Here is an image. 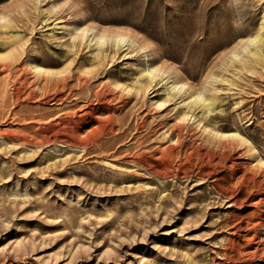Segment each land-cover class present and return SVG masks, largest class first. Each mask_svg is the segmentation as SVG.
I'll list each match as a JSON object with an SVG mask.
<instances>
[{"label":"rangeland","instance_id":"rangeland-1","mask_svg":"<svg viewBox=\"0 0 264 264\" xmlns=\"http://www.w3.org/2000/svg\"><path fill=\"white\" fill-rule=\"evenodd\" d=\"M262 27L264 0H0V264H264Z\"/></svg>","mask_w":264,"mask_h":264},{"label":"bare ground","instance_id":"bare-ground-1","mask_svg":"<svg viewBox=\"0 0 264 264\" xmlns=\"http://www.w3.org/2000/svg\"><path fill=\"white\" fill-rule=\"evenodd\" d=\"M150 9V8H149ZM149 14H150V12H148ZM152 13V12H151ZM261 30H264V27H262V29ZM10 35H11V33H10ZM11 38V37H10ZM15 38V37H14ZM21 39V38H20ZM14 41V40H13ZM19 42V41H18ZM252 43H256V44H258V46H257V48L258 49H260L261 48V46H259V44L261 43L262 44V41H261V38L260 37H257L256 39H254V40H252L251 41ZM25 44V43H24ZM23 44V45H24ZM260 44V45H261ZM20 45L21 44H19V47H20ZM263 46H264V44H263ZM22 47V46H21ZM15 50V49H14ZM16 50H18V49H16ZM26 50V49H25ZM243 52V51H242ZM14 56H16L15 55V53L13 54ZM13 55H12V57H13ZM104 57L103 58H98V59H95V61L96 62H98L99 64H100V67H101V70L100 71H102V69H103V67H105V61H104V58H105V55H103ZM251 56L252 57H254L255 59H260V55L258 54V52L257 51H255L254 53H252L251 52ZM11 57V56H10ZM11 57V58H12ZM238 58H239V56H237V55H235L234 56V60H238ZM21 60V59H20ZM248 61H252V60H250V58H249V60ZM2 63V62H1ZM11 63V62H10ZM14 64V63H13ZM35 64V63H34ZM33 64V65H34ZM9 65V64H8ZM11 65V64H10ZM35 66V65H34ZM21 67V66H20ZM15 69V68H14ZM39 70H41V68L39 67L38 68ZM37 69V70H38ZM44 69V68H43ZM42 69V70H43ZM24 70V69H23ZM3 71V70H2ZM2 71H1V73H2ZM14 71H16V70H14ZM36 71V70H35ZM20 72H21V70H20ZM22 73V72H21ZM38 73H40V71L38 72ZM37 73V74H38ZM41 73H43V72H41ZM47 73V72H46ZM26 74V73H25ZM44 75V74H43ZM59 75V74H58ZM24 76H26V75H24L23 74V79H21L20 78V84H18L19 86H18V89L16 90V105H20L21 104V102H24V101H28L29 99H36V97H37V92L36 91H34V90H29V92H24L22 89H23V87H24V84H26L28 81H27V78L26 77H24ZM47 76V75H46ZM48 76H50V74L48 75ZM43 77H45V75L43 76ZM72 77L71 76H54V77H48V78H46L45 80H46V82L44 83V85L43 86H41L40 85V89H41V91H42V95L44 96V97H48V96H50L51 95V90H52V86H56V89L54 90V92L52 93V95L51 96H53L54 98L52 99V101H56V102H58L60 105L61 104H64V102L66 101V99H57L56 97L57 96H59L60 94H63V93H65L66 91H67V89H68V86H69V83L72 81V79H71ZM152 84L153 83H155L156 82V80H157V76L154 74V75H152ZM78 81H79V84H78V88H77V90H78V92H79V94H83V92H84V89H85V87H87V88H90V86H89V84H88V80H84V81H82V79H81V77H79L78 78ZM167 84V83H166ZM27 85V84H26ZM32 85H34V83L32 84ZM143 86V85H142ZM28 87V86H27ZM144 87V86H143ZM25 89H28V88H25ZM38 89V88H37ZM72 89L73 90H76V87L75 86H73L72 87ZM39 90V89H38ZM122 91H125L124 89H122ZM214 91V90H213ZM218 92V91H217ZM131 94H132V92H131ZM42 96V97H43ZM94 96L95 97H97L98 99H104L105 97H107V95H105L104 93H102V94H100V93H94ZM7 97V96H6ZM174 97V96H173ZM109 98V97H108ZM120 98V103H123V105L122 106H120V107H125L126 106V104L127 103H125L124 102V99H125V97L124 96H120L119 97ZM135 102H134V104H133V107L135 108V107H137L138 105H140L141 107H143L144 105H143V101H142V99L143 98H146V96L144 95V96H140L139 94H136L135 95ZM208 98V97H207ZM43 99V98H42ZM49 100V99H48ZM176 100V99H175ZM208 100V99H207ZM207 100H205V101H207ZM205 101H203V100H201V101H199V103H200V105L203 107V109H204V113H206L207 115L208 114H211V113H213L214 111H215V106H214V104H212L210 101H212V99L209 101V103H208V101L207 102H205ZM109 103L110 102H112V101H108ZM177 102V101H176ZM164 106H166V105H164ZM119 108V107H118ZM159 108L161 109V106H159ZM163 108V107H162ZM85 109V108H84ZM157 109V108H156ZM187 112H189V111H187ZM192 113V114H191ZM191 113H186V115L187 116H191V117H193L194 115H193V112H191ZM92 115V112H90V111H85V112H83V113H81V114H77V113H74V114H71V116H68L67 118H69V119H67V121L66 122H68V124H69V127H70V132H71V137L73 138V139H75V140H77V136L76 135H74L75 133H77V131H78V129L80 128V127H82L84 124H86V123H88V118L90 117ZM72 120H71V119ZM146 118H147V116H145L144 117V119H145V121H146ZM143 119V120H144ZM61 120V122H65L64 121V119H60ZM95 120H97V121H95V122H98V123H100L101 125H97V126H95V130H94V143L95 142H97L98 141V139L100 138V136L101 135H103L105 132H106V125H104L103 123H101V122H105V121H107V120H103L102 121V119H99V117H95ZM60 122V123H61ZM108 123H110V124H112L113 125V128L111 129V131H112V133L114 132L113 130H114V126L115 125H117V121H116V119L113 117V116H111L109 119H108V121H107ZM140 123H142V122H140ZM50 124H54V123H50ZM56 124H59V123H56ZM55 124V125H56ZM67 124V123H66ZM224 128H226V127H224ZM175 129H177V125H175ZM141 130V129H140ZM183 130V129H182ZM108 131V130H107ZM118 132V131H117ZM74 133V134H73ZM193 134H194V132H193ZM209 134V133H208ZM201 135V134H200ZM121 136V135H120ZM173 136V135H172ZM178 136V135H177ZM176 136V137H177ZM218 136V135H217ZM228 136H231V137H237L238 135H236V134H234V135H228ZM117 136H115L114 138H116ZM226 137V136H225ZM172 138V137H171ZM100 140V139H99ZM225 140V139H224ZM123 141V140H122ZM168 141V140H167ZM170 141V140H169ZM199 142V141H198ZM45 143H49V141L46 139V140H43V141H41L40 142V144L39 145H43V144H45ZM31 144V141H29V140H27V139H24V140H22L21 141V145H23V146H29ZM76 147H78V148H83V149H86V147H85V144L83 143V142H81V141H77L75 144H74ZM223 145V148L224 149H228V150H230V151H233V150H231L232 148H233V146L232 145H229V144H226V143H224V144H222ZM196 146V145H195ZM179 147V146H178ZM177 147V148H178ZM101 148V147H100ZM174 146L170 143H168V148H167V150H172V151H174ZM212 148H213V146H212ZM161 149V148H160ZM163 150V149H162ZM162 150L160 151V152H162ZM166 150V149H165ZM180 150V149H179ZM210 150H212V149H210ZM227 150V151H228ZM251 150H255V149H251ZM177 151V150H176ZM256 151V150H255ZM211 152V151H210ZM213 152V151H212ZM257 153V152H256ZM133 155V154H132ZM163 157V156H162ZM162 157H159V158H162ZM165 157V156H164ZM172 157V154H170V158ZM191 157V156H190ZM259 157V156H258ZM173 158V157H172ZM176 158V157H175ZM183 158V157H182ZM187 159V158H186ZM261 162V161H260ZM259 164V163H258ZM142 167H144V166H142ZM261 167V166H260ZM262 168H263V166H262ZM254 169V168H253ZM258 171V170H257ZM259 173V172H258ZM180 174V173H179ZM183 174V173H182ZM259 175V174H258ZM180 176V175H179ZM264 178V177H263ZM248 223V222H247ZM252 223V222H251ZM251 229V228H250ZM243 232V231H242ZM245 232V231H244ZM245 235V234H244ZM247 235V234H246ZM243 247V246H242ZM248 247V246H247ZM244 248H245V246H244ZM243 248V249H244ZM241 249V248H240ZM245 252V251H244ZM250 252V251H249ZM252 253V252H251ZM246 256H248V254L246 255ZM243 257H245V256H243ZM243 257H241V258H243ZM250 258V257H249ZM240 260V259H239ZM244 260V259H243ZM252 261V260H251ZM240 262V261H239ZM234 263V262H233ZM240 264V263H239ZM250 264V263H249Z\"/></svg>","mask_w":264,"mask_h":264}]
</instances>
